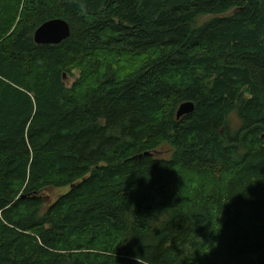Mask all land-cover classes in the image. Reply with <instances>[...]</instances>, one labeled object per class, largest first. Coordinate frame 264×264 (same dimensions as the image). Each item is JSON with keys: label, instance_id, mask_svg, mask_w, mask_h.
<instances>
[{"label": "trees", "instance_id": "trees-1", "mask_svg": "<svg viewBox=\"0 0 264 264\" xmlns=\"http://www.w3.org/2000/svg\"><path fill=\"white\" fill-rule=\"evenodd\" d=\"M0 264H264V0H0Z\"/></svg>", "mask_w": 264, "mask_h": 264}, {"label": "water", "instance_id": "water-1", "mask_svg": "<svg viewBox=\"0 0 264 264\" xmlns=\"http://www.w3.org/2000/svg\"><path fill=\"white\" fill-rule=\"evenodd\" d=\"M69 36L70 25L64 18L61 17L49 18L43 21L40 25H38L33 33L34 42L37 44H58ZM193 109L194 103L192 101L186 100L181 102L175 111L176 119H179L181 116L192 112ZM144 154L149 155L148 152H145ZM71 186L73 187V185ZM43 193L44 192H42L41 195H43ZM45 198L47 201L51 200L50 198Z\"/></svg>", "mask_w": 264, "mask_h": 264}, {"label": "rangeland", "instance_id": "rangeland-1", "mask_svg": "<svg viewBox=\"0 0 264 264\" xmlns=\"http://www.w3.org/2000/svg\"><path fill=\"white\" fill-rule=\"evenodd\" d=\"M231 12V11H230ZM228 12V13H230ZM213 15L210 14H204V15H200L198 17H196L195 20V26L202 24L203 22L209 20ZM74 77L69 78V80L73 79ZM232 117V124L234 127H237L239 125V120L236 117V115L233 113L231 115ZM173 153V147L170 144H166V143H162L155 151V156L158 158H168L172 155ZM66 190V188L64 189H56V190H48V191H44L43 195L47 198H50L51 200L48 201H52L53 198L59 193Z\"/></svg>", "mask_w": 264, "mask_h": 264}]
</instances>
